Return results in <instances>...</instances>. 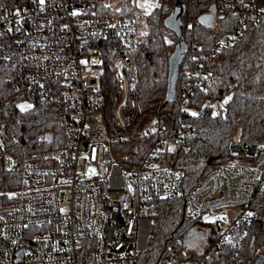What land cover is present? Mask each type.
<instances>
[{
    "label": "built area",
    "instance_id": "obj_1",
    "mask_svg": "<svg viewBox=\"0 0 264 264\" xmlns=\"http://www.w3.org/2000/svg\"><path fill=\"white\" fill-rule=\"evenodd\" d=\"M31 1L0 12V67L14 91L61 108L64 135L63 143L39 148L6 139L9 131L0 128L1 171L14 178L0 192V264H137L152 228L149 204L180 195L179 174L165 155L187 134L183 123L154 115L143 127L144 142L126 152L137 111L134 55L141 44L168 40L160 14L167 1L128 0L129 15L123 9L111 15L110 0ZM209 1L214 13L236 17L237 34L264 21V1ZM233 37L219 35L184 75L209 87L208 60ZM106 65L115 86L113 124L104 121L100 90ZM230 96L204 106L219 116ZM228 154L234 163L204 175L184 208L185 218L214 238L196 257L168 247L161 264H225V246L238 248L245 233L239 227L257 221L251 208L264 188V144L232 141ZM229 258L244 264L235 253Z\"/></svg>",
    "mask_w": 264,
    "mask_h": 264
},
{
    "label": "trees",
    "instance_id": "obj_2",
    "mask_svg": "<svg viewBox=\"0 0 264 264\" xmlns=\"http://www.w3.org/2000/svg\"><path fill=\"white\" fill-rule=\"evenodd\" d=\"M160 14L167 17L176 0H166ZM263 2L264 0H260ZM31 0H0V12H11L31 4ZM184 6L181 16V40L188 50L179 67L176 95L166 102L167 60L177 42L174 32L163 27L168 41L159 37L137 46L134 60L137 64V111L127 142L128 154L135 143H143L144 125L154 115L162 117L169 125L183 123L187 134L177 142L172 153L165 155L167 166L173 168L180 178V195L173 199L151 202L147 214L152 220L147 250L137 264H161L167 256L168 247L176 252L184 249L188 233L199 227L197 222L184 216L187 196L198 181L212 169L228 165L231 157L228 145L232 141L264 144V21L249 23L237 34V19L231 13L216 14L209 0H179ZM130 3L124 0L123 14L129 15ZM112 12L111 15H114ZM128 17V16H127ZM146 16H141V19ZM233 34V43L210 57L207 68L210 86L203 89L184 71L195 67L198 60L207 56L215 39L224 33ZM196 46V51H190ZM196 57L191 59L190 57ZM6 70L0 67V128L9 131L6 139L20 138L23 143L39 148H51L63 143V128L58 123L61 108L57 104H40L22 92H16L4 80ZM100 90L105 99V123L113 124L115 86L109 65L101 76ZM231 94L219 116H213L204 101L219 100ZM26 98L33 102L27 110L17 104ZM50 135L52 144H44L43 136ZM14 178L0 171V192L11 188ZM11 185V186H10ZM257 221L242 225L240 245L225 246V264H231L229 256L237 254L244 264H264V256L258 248L264 245V188L252 206ZM214 235L211 234V240ZM199 252H191L194 257Z\"/></svg>",
    "mask_w": 264,
    "mask_h": 264
},
{
    "label": "water",
    "instance_id": "obj_3",
    "mask_svg": "<svg viewBox=\"0 0 264 264\" xmlns=\"http://www.w3.org/2000/svg\"><path fill=\"white\" fill-rule=\"evenodd\" d=\"M184 13V6L180 4L179 0H176V4L173 7L169 15L164 19V26L175 33L177 42L174 46L172 53L169 55L167 64V79H166V91L165 100L171 102L175 98L176 82L178 79L179 67L183 62L184 53L187 51L186 44L181 40V16ZM45 141L50 140V135H44ZM194 231L188 233L193 234Z\"/></svg>",
    "mask_w": 264,
    "mask_h": 264
},
{
    "label": "rangeland",
    "instance_id": "obj_4",
    "mask_svg": "<svg viewBox=\"0 0 264 264\" xmlns=\"http://www.w3.org/2000/svg\"><path fill=\"white\" fill-rule=\"evenodd\" d=\"M111 7L113 8L112 12H115L119 9H124L122 4V0H110ZM136 4H139V0H136ZM168 41V40H167ZM17 106L21 109H29L31 107L30 102H19ZM234 161H230L228 164H233ZM1 171V164H0ZM195 232L191 235H186L184 240V250L186 253L191 252H200L207 244L211 242V234L205 230V228L199 226L196 228ZM258 252L260 255L264 256V245L258 248Z\"/></svg>",
    "mask_w": 264,
    "mask_h": 264
}]
</instances>
